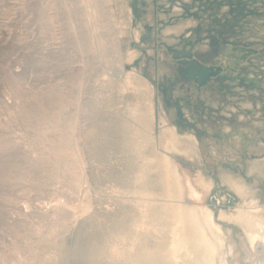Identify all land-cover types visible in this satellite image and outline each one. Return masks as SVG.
<instances>
[{"label": "rangeland", "instance_id": "rangeland-1", "mask_svg": "<svg viewBox=\"0 0 264 264\" xmlns=\"http://www.w3.org/2000/svg\"><path fill=\"white\" fill-rule=\"evenodd\" d=\"M215 44L249 55L184 80L177 54ZM167 126L196 139L181 201L227 264H264L237 220L264 219V0H0V264H171Z\"/></svg>", "mask_w": 264, "mask_h": 264}, {"label": "bare ground", "instance_id": "bare-ground-1", "mask_svg": "<svg viewBox=\"0 0 264 264\" xmlns=\"http://www.w3.org/2000/svg\"><path fill=\"white\" fill-rule=\"evenodd\" d=\"M164 32L167 35H176L180 33V29L167 28ZM134 56L135 54H130V60ZM125 80L127 86H131L129 74ZM165 133L167 156L162 159V168L164 170L165 196L172 199V203L166 207L169 219V242L166 256L171 264H227L225 257L220 256V252L224 249V239L221 236L220 226L218 227L214 223L212 213L207 208L199 212L197 207L185 205L181 201L184 196L183 188L170 157L192 152L196 139L193 135L180 136L178 131L171 126L165 128ZM181 144L186 147H179ZM201 183L206 189L210 187L209 183H204L202 180ZM232 186L236 190L243 188L237 184H232ZM189 193L192 194V200L201 199L200 194L193 187ZM252 214L242 212L237 220L241 222L249 245L255 248L257 241L264 243V219ZM220 216L226 218L223 213Z\"/></svg>", "mask_w": 264, "mask_h": 264}, {"label": "flooded vegetation", "instance_id": "flooded-vegetation-1", "mask_svg": "<svg viewBox=\"0 0 264 264\" xmlns=\"http://www.w3.org/2000/svg\"><path fill=\"white\" fill-rule=\"evenodd\" d=\"M190 46H191V43H190ZM190 49H191V47H190ZM213 49H215L216 57H218L219 59H217V61L214 62L213 65L206 66V67L219 68L220 69L219 73L224 68L232 70V67L234 68L235 65L238 63V61H242L243 59L247 58V56L249 55V53L247 51L249 49H247L245 47H238L236 44H232V45H228V46L215 44V45H213ZM187 54H190L192 56L191 60H189L186 57ZM240 56H241V58H240ZM176 57H177L178 65H179V68H178L179 72H183V70H185L188 66H190L192 60L197 61L193 57L191 50H190V52L183 51L181 53H178Z\"/></svg>", "mask_w": 264, "mask_h": 264}, {"label": "water", "instance_id": "water-1", "mask_svg": "<svg viewBox=\"0 0 264 264\" xmlns=\"http://www.w3.org/2000/svg\"><path fill=\"white\" fill-rule=\"evenodd\" d=\"M186 57L191 60L192 56L187 54ZM176 58V57H175ZM220 69L214 67H206L198 61L192 60L183 72H179L184 80L192 81L197 87L204 86L211 78L217 77Z\"/></svg>", "mask_w": 264, "mask_h": 264}]
</instances>
